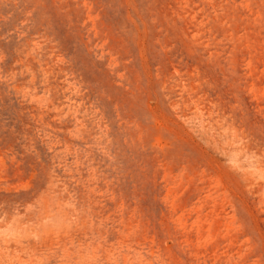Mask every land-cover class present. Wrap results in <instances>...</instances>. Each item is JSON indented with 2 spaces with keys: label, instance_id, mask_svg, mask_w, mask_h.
Instances as JSON below:
<instances>
[{
  "label": "rangeland",
  "instance_id": "1",
  "mask_svg": "<svg viewBox=\"0 0 264 264\" xmlns=\"http://www.w3.org/2000/svg\"><path fill=\"white\" fill-rule=\"evenodd\" d=\"M0 264H264V0H0Z\"/></svg>",
  "mask_w": 264,
  "mask_h": 264
}]
</instances>
